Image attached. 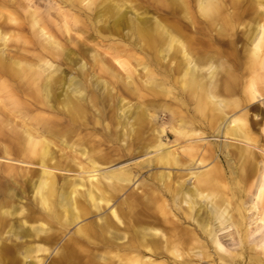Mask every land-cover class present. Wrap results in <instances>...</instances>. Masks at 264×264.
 <instances>
[{"label": "bare ground", "instance_id": "6f19581e", "mask_svg": "<svg viewBox=\"0 0 264 264\" xmlns=\"http://www.w3.org/2000/svg\"><path fill=\"white\" fill-rule=\"evenodd\" d=\"M135 151L160 169L127 192L100 170ZM263 240L264 0H0V264H264Z\"/></svg>", "mask_w": 264, "mask_h": 264}, {"label": "rangeland", "instance_id": "374dc122", "mask_svg": "<svg viewBox=\"0 0 264 264\" xmlns=\"http://www.w3.org/2000/svg\"><path fill=\"white\" fill-rule=\"evenodd\" d=\"M41 9H43V8H41ZM147 9H149V12L151 13L152 12V8H150V7H147ZM129 99V101H130V103H133V102H135V100L134 99H130V98H128ZM162 117V116H161ZM163 119L162 120H160L159 122H161V123H163V124H165L166 126H168V118L167 117H165V116H163L162 117ZM158 122V123H159ZM172 137H169V138H167V139H165V138H163V141H168L169 143L172 141ZM207 140H209L210 142H212V143H214V144H216V143H223V141H225L226 140V138H224V137H220L216 132H214L212 135H210V136H208L207 137ZM226 141H229V142H232V143H235L234 141H232V140H230V139H227ZM259 144L261 145L262 144V141H261V139H260V141H259ZM259 145V146H260ZM136 151L132 154V155H130V156H126V157H123V158H119V159H116L115 160V162L112 164V165H108V166H103V168L100 170V172H102V171H104L105 170V168L106 167H115V166H120V165H128L129 167H132V169H135L134 171H133V173L135 174V176H134V179H133V181L129 184V186H128V188H126V190L125 191H127V192H129V191H131V190H134V189H136V187H137V184L140 182V181H142V180H144V179H146L147 178V176H148V174H150V173H152V172H155V171H157V170H159L160 168H157V167H154V166H150V167H147V168H144V169H142V168H138V167H134L133 166V164H134V162H136V161H138V160H141L142 158H144L145 156H136ZM152 152H149V154L148 155H150ZM219 154V153H218ZM219 158H221V164H223V168H224V171L227 173V170H228V167H227V165H226V161H225V158H224V154H219ZM206 164V163H205ZM210 165V164H209ZM209 165H204V166H201V164L199 165L200 167H198V168H194L193 170H195V171H200V170H204L205 168H208L209 167ZM162 169V168H161ZM167 170V169H166ZM170 172L171 173H185V172H187V169H181V170H176V169H171L170 170ZM229 173V172H228ZM59 175L61 174V175H63V176H68V177H70L69 179H76L78 176H79V173L78 172H76V171H71V172H63V173H58ZM94 174H97V172H94ZM173 178V177H172ZM140 190L138 189V191L137 192H139ZM120 198H122V195H120L119 196V198L118 199H120ZM23 203L25 204L26 203V201L24 200L23 201ZM112 204L113 203H110V206H112ZM181 206H182V208H184L185 209V204L184 203H182L181 204ZM106 210H107V207H106ZM70 228V227H69ZM250 229V231H252L253 229H254V227H250L249 228ZM73 231V227L72 228H70V229H68V234H70L71 232ZM233 231V228L232 227H228L227 229H225L224 231H222L223 232V234H228L227 236H224L223 237V240H225V242H223L222 241V245H223V248L225 249H228V247H231V245H232V243H235L236 242V240L232 237V235L230 234V232H232ZM253 236H255V235H253ZM232 239H234V241H232ZM254 239V237H251V240H253ZM261 243H263L264 244V240L261 242ZM44 245V244H43ZM49 247V245H44V247ZM55 245H53V247H54ZM52 247V248H53ZM257 250H259V249H257ZM218 252L219 253H226L225 252V250H218ZM51 253V251H45L44 253H42V252H38L37 253V257H38V259H40V263L39 264H47V262L49 261V259L48 258H45L44 259V257H46V255H49ZM147 256H148V254H146ZM242 260H244L242 257H239V258H237L235 261H233V262H231V263H220V264H249L248 262H247V260H246V262L245 263H238V262H240V261H242ZM195 264H204L203 262H198V263H195ZM209 264H213V263H209ZM219 264V263H218Z\"/></svg>", "mask_w": 264, "mask_h": 264}]
</instances>
